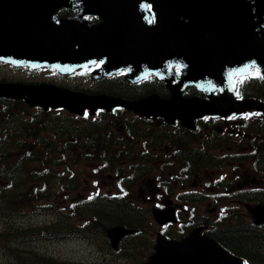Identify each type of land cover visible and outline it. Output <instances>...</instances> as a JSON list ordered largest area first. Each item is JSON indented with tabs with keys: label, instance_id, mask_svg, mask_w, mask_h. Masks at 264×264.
Masks as SVG:
<instances>
[{
	"label": "water",
	"instance_id": "water-1",
	"mask_svg": "<svg viewBox=\"0 0 264 264\" xmlns=\"http://www.w3.org/2000/svg\"><path fill=\"white\" fill-rule=\"evenodd\" d=\"M148 1L103 0L96 9L85 7L84 12L95 11L104 16V23L94 26L81 21L79 8L69 19L56 20L49 7L54 2L66 3V0H34L29 4L36 8L32 15L21 11L19 16H0V54L20 62L42 61L67 66L83 63L87 57L102 52L108 57V68L130 64L133 69H140L150 64V72L177 79L173 98L163 101L179 107L206 102L182 98L181 89L186 84H196L210 91L220 81H233L218 80L227 64L254 56L264 65V0H151V11L142 7ZM67 4L71 5V2L67 0ZM153 12L156 23L147 24L146 17ZM173 64L184 67L174 73ZM204 76L215 80H200ZM66 94L39 91V95L68 102ZM37 102L42 101L36 98L32 101ZM90 103L106 107L116 103L130 107L137 104L108 97H96ZM90 103H82L79 110ZM195 108L199 111L193 117L215 111L207 105L200 108L195 105ZM170 114L172 119L182 115L172 106ZM263 210L264 206H256V222L264 221ZM210 239L204 238L203 243L207 241L208 244L198 250L193 246L197 241L194 234L180 243L186 244L183 247L184 254H187L185 260L174 261L163 253L158 264L243 263L242 258Z\"/></svg>",
	"mask_w": 264,
	"mask_h": 264
},
{
	"label": "rangeland",
	"instance_id": "rangeland-1",
	"mask_svg": "<svg viewBox=\"0 0 264 264\" xmlns=\"http://www.w3.org/2000/svg\"><path fill=\"white\" fill-rule=\"evenodd\" d=\"M0 74L4 76L10 77H25L28 76L27 72L23 71H0ZM90 78L86 75V73L77 72L70 80L67 81V84L71 85L74 88L81 86L87 88L90 85H96L93 80H89ZM15 81V80H14ZM59 81V80H56ZM79 83L87 84V85H79ZM109 90V91H126L128 93L137 92V89L125 86L123 84H113L109 82H103L99 85L92 87ZM161 90L162 86L159 87ZM90 89V88H87ZM259 92L264 94V86L259 88ZM111 94V93H107ZM132 114L130 112L124 113L123 115L118 112L117 114H109L107 116L108 121L112 119H116L119 122L124 121L125 118H131ZM65 118V117H64ZM154 124L159 125L160 122L157 121ZM222 125V121L220 122ZM122 123H117L116 127H113V133L118 137H121L123 142L131 143L137 140L138 134H127V131L123 129ZM255 126L251 124V128L255 129ZM139 132L142 130L137 129ZM78 131V130H75ZM133 136V138L131 137ZM264 139V132L261 133ZM150 142L154 143V138L149 135L147 139ZM264 145V143H263ZM119 146H113L111 151L115 154H118ZM198 146L197 143L193 142L190 144V148L195 149ZM229 146V145H227ZM77 150V157L75 160L78 162L72 163V160L69 161V167L72 168V173L74 175L75 184L70 188H63L61 184L53 182L46 194L47 199L45 201L51 202L53 207L58 211H64L66 214L69 212V203L74 200H81L85 196L93 195L95 192L104 193L106 191H117V189L123 188L122 184V176L121 172H130L131 165H121L120 161L117 160L114 162L110 168L106 166V162L101 159V156L104 152L91 151L90 158L84 159L80 153V150ZM208 153H215V148L212 147L207 150ZM264 153V150H263ZM161 161H154L148 164L147 173L148 176L144 180L139 179V175L141 171L139 169L133 170L136 173L134 181H129V188L141 189L143 188V184H148L150 188H158L159 182H166L171 179V174H169L166 169H164L161 164ZM181 166H176L171 172H178ZM204 168L209 169V173L213 174V177H217L221 170H225L229 174V162L216 160V163L212 165H208L206 167H202L200 178H195L197 175L194 171H186L182 174H188L186 177L187 180L190 181V186L194 184V186L199 190H204L206 181H211L213 177L205 176ZM59 168L58 170H60ZM65 170L69 171L68 168ZM70 172V171H69ZM157 176H160L158 180ZM261 178H264V174L261 175ZM173 180V179H172ZM254 180L255 185L260 184L259 174L255 172L254 167L248 163L245 167V173L242 177V181L244 183L250 182ZM210 192V191H208ZM205 194V192H204ZM209 197L206 198L203 202H198L196 205L197 209L200 212H207L205 214L207 225L212 223L213 225L221 224H231L233 218V224L237 221L241 223H249L251 221L250 212L246 207V203H256L254 200H247L243 202L224 200V207H221L220 204H216V202L210 201L215 200L214 194H208ZM38 201V200H37ZM216 208V211H212ZM105 209H110L109 207ZM104 210V209H103ZM238 213V214H237ZM55 213H43L39 212V210H31L27 209L24 213L20 214V216L13 219L11 222H8L9 217L2 216L0 214V235L5 232H17L19 235L24 237V240L15 238L13 236H9L6 239H2L0 241V264H19V259L17 256L13 254V252L18 253L20 256H27L29 252L37 253L40 256L39 261L36 264H54L55 262H93L95 264H109L110 260L113 259L114 262L112 264H120L121 260L119 255L120 252L114 253V256L108 255L107 260L104 261L103 258L106 255V249H103L100 244L98 238H91L88 233L84 235L79 232L80 228H74L72 231H62L56 235L50 237H44L43 239H35V232L33 230H42V227L47 224L49 221H53L56 218ZM184 216V213H183ZM131 218L137 221L136 225H148L150 227H154L155 229H159V225L157 222L153 220L152 210L149 211L145 209H139L136 212H132ZM184 224H187L189 218L182 217L181 218ZM75 222L73 225H80V219L75 217ZM242 232H246L243 230ZM251 234L252 233H245ZM255 234V235H253ZM252 238L257 242L258 248L261 253L264 255V237L258 236L256 232H253ZM89 236V237H88ZM140 240H143L145 243H139L137 248L142 252L149 244H151L150 238H145L142 235L138 236ZM262 237V238H261ZM143 259L142 253L141 257L138 258V262ZM260 264H264V260L261 261Z\"/></svg>",
	"mask_w": 264,
	"mask_h": 264
},
{
	"label": "flooded vegetation",
	"instance_id": "flooded-vegetation-1",
	"mask_svg": "<svg viewBox=\"0 0 264 264\" xmlns=\"http://www.w3.org/2000/svg\"><path fill=\"white\" fill-rule=\"evenodd\" d=\"M34 0H0V16L3 17H10V16H19L18 12L24 11L28 12V15H32L33 11L36 8L31 7L29 4ZM58 3L54 7H49V11H52L57 16L61 18H67L72 13V7L69 5H65L62 2H54ZM90 17V19H89ZM83 18L89 22L96 23L103 21V17L96 13H85L83 14ZM6 69H26L29 73L28 76L25 77H10L4 76L0 74V80H36V82L40 81H50L55 82L54 80H65L69 78L74 73H62L58 71L56 68L52 66H41V67H31L28 65L25 66H17L10 62H6L0 60V71ZM107 79H115V80H125L120 74H112L108 76H104L94 80H107ZM140 80H162L155 76H148ZM139 86H135L138 88ZM126 97H131L133 94L126 92ZM0 99H8L6 97H0ZM225 119L223 121V126H219L218 124L214 123L217 120ZM141 122H144L145 118H140ZM227 120V121H226ZM228 121H231L228 117H221V118H199L197 120L198 128L195 130V143L198 146L195 149L190 148L188 145L193 143L194 141H188L189 134L191 129H187L186 127H180L179 131L173 130L172 132L175 133L173 136V141L176 142L180 147L181 153L185 155V153H191V151L196 152L195 154V161L202 160V155L207 154L203 151V144L215 143L217 144V140L226 139L229 144L228 146V158L224 159L229 161V178L231 181L232 188L228 189V192L232 191H245L249 189L247 183H242L241 178L245 173V161H241L239 159H245L247 155L252 154L253 147L256 146L254 140L256 137L250 131L247 130L246 127L242 125H230ZM205 123L204 125H201ZM179 126V124L174 125ZM174 127V128H175ZM193 131V130H191ZM170 136V135H168ZM174 143L171 142L170 138H166L165 141H158L154 140V143L150 142L145 143L140 140L132 142L133 148L130 150L132 152L137 153H150L152 158L150 160L146 159H138L137 161L141 164H149L150 162L154 161H162L164 158L161 157L162 153H166L168 158L171 159L173 155V150L171 146ZM262 154L264 147L261 146ZM209 155V154H207ZM242 155V156H236ZM186 159V157H184ZM179 160V158H177ZM176 159V160H177ZM176 160L171 161V165L176 163ZM124 161V160H122ZM175 167H171L169 170V174H171V179L169 178L166 182H159L158 188H150L148 184H143V188L135 189L129 188L128 183L129 181H134L136 176L135 174L131 173H121L120 175L128 180L127 186L125 189H117V191H108L116 198L117 204L113 207L115 209L120 210V215L123 212H136L139 209H145L149 211V209H153L154 207H167L168 210L173 209L176 210L178 213L177 221L180 219V215L186 213L189 217L190 213H201L196 205L198 202H203L202 199V191L197 189L194 184L190 186V181L186 179L188 174H182V172H171ZM202 168H197L195 178H200V175L203 173L201 172ZM147 172H141L139 175L140 180H144L148 174ZM262 173V172H260ZM205 176L213 177V174L209 173V171L205 170ZM160 176H157V180ZM260 178V184L263 182V179ZM173 179V180H172ZM254 184V183H253ZM235 200V199H233ZM216 210V208L214 209ZM117 215L115 218L119 217ZM122 218V216L120 217ZM124 220V218H122ZM155 222V221H154ZM169 224V223H168ZM128 227L135 228V232L131 234H125L120 239V244L118 250H112L109 248L106 251V255L103 260L106 261L108 255L114 256L115 252H120V264H138V250L134 243L133 235L140 234L145 238L151 239V244H149L144 250H142L143 259H149L150 255L154 252V248H156L155 244V237L157 233H164L169 239H180L186 234V228H164L161 226V229H155L154 227H150L148 225H131L126 224ZM207 227V225H206ZM206 231L209 232L208 228ZM113 245V244H112ZM114 262L113 259L110 260L109 264ZM86 264H95L91 261L86 262Z\"/></svg>",
	"mask_w": 264,
	"mask_h": 264
},
{
	"label": "trees",
	"instance_id": "trees-1",
	"mask_svg": "<svg viewBox=\"0 0 264 264\" xmlns=\"http://www.w3.org/2000/svg\"><path fill=\"white\" fill-rule=\"evenodd\" d=\"M40 121L43 120L40 119ZM21 123L22 129L8 130L9 138L0 139V141H18L19 144L16 147L0 148V214L9 218L20 213V211H24L27 206L33 205L34 199H44V190L46 188L43 189V186L45 184L48 185L53 178L62 179V173L58 172L56 168L65 166V164H62L65 162L63 159L60 160L61 162H54L49 157L51 153L62 152V148L48 147V150H41L22 140L21 136L37 137L39 131L33 130L35 126L31 122L22 121ZM62 128H59L58 132H62ZM93 133L94 131L86 133L88 138L84 142L85 146H93L99 143V139ZM42 152L46 153L45 157L42 156ZM115 204H109L107 207L110 209H104L106 213L102 214L100 208H98V211L102 216L106 215L115 218L120 215V210L113 207ZM34 206L38 209L47 210L46 212L53 210L50 208V202L36 203ZM95 214L98 216L96 220V226L98 227L101 224V219L98 212ZM58 215V221L53 222L51 225L55 223L59 225H53L48 230H43V235L47 234V236H50L54 231L60 232L70 229L71 218L65 214ZM128 215L127 212L121 214L122 218L131 220ZM247 232L252 234L256 232L259 236L257 226H249V231H233L225 234V239L238 249L246 250L256 244L252 234L251 236L250 234H245Z\"/></svg>",
	"mask_w": 264,
	"mask_h": 264
},
{
	"label": "snow or ice",
	"instance_id": "snow-or-ice-1",
	"mask_svg": "<svg viewBox=\"0 0 264 264\" xmlns=\"http://www.w3.org/2000/svg\"><path fill=\"white\" fill-rule=\"evenodd\" d=\"M142 7L143 8H147V9H150L151 8V5H142ZM89 19H90V17H89ZM146 19H148V22L149 23H152V22H154V16L151 18V19H149V18H147L146 17ZM101 63H102V61H101ZM169 67H171V65H169ZM181 67H184V65H177V71L179 72V69L181 68ZM262 78H264V77H262Z\"/></svg>",
	"mask_w": 264,
	"mask_h": 264
},
{
	"label": "bare ground",
	"instance_id": "bare-ground-1",
	"mask_svg": "<svg viewBox=\"0 0 264 264\" xmlns=\"http://www.w3.org/2000/svg\"><path fill=\"white\" fill-rule=\"evenodd\" d=\"M128 214H129V212H127ZM128 216H130V214L128 215ZM130 219H131V221H133V219L131 218V216H130ZM243 243V242H242ZM240 246V245H239Z\"/></svg>",
	"mask_w": 264,
	"mask_h": 264
}]
</instances>
